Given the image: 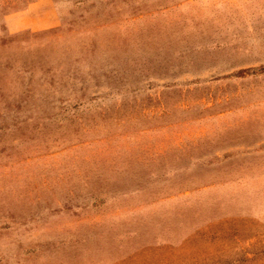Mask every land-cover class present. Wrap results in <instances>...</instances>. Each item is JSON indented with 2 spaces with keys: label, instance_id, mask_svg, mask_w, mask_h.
<instances>
[{
  "label": "rangeland",
  "instance_id": "obj_1",
  "mask_svg": "<svg viewBox=\"0 0 264 264\" xmlns=\"http://www.w3.org/2000/svg\"><path fill=\"white\" fill-rule=\"evenodd\" d=\"M0 264H264V0H0Z\"/></svg>",
  "mask_w": 264,
  "mask_h": 264
},
{
  "label": "crops",
  "instance_id": "obj_2",
  "mask_svg": "<svg viewBox=\"0 0 264 264\" xmlns=\"http://www.w3.org/2000/svg\"><path fill=\"white\" fill-rule=\"evenodd\" d=\"M49 10H50V9H49ZM47 12H48V9H47ZM47 12H46V13H47ZM55 23H56V20H55V22H53V24H55Z\"/></svg>",
  "mask_w": 264,
  "mask_h": 264
}]
</instances>
